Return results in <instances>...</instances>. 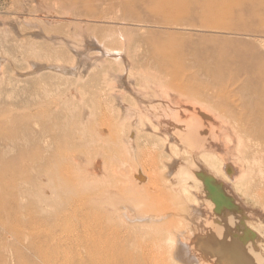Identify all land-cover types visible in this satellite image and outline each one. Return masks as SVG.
Instances as JSON below:
<instances>
[{"label": "rangeland", "instance_id": "rangeland-1", "mask_svg": "<svg viewBox=\"0 0 264 264\" xmlns=\"http://www.w3.org/2000/svg\"><path fill=\"white\" fill-rule=\"evenodd\" d=\"M243 1L237 5L240 8L235 6L239 10L235 8L236 11L233 9L230 14L216 10L203 14L200 7L193 9L194 12L189 9L168 13L160 7L152 9L146 0H127L123 3L107 0H0V264H60L65 258L75 259L80 256V252L83 258H87L86 254L91 251V247L86 248L82 244L85 233L82 227L85 225L86 229H90L87 232L95 235L96 229L91 227L90 222L94 199L90 197L92 194L100 195L99 190H95V186L90 183L95 185L96 179L101 181L110 169H117V166L112 161L106 169L102 164L97 173L91 172V145H85L84 150L78 151L80 149L76 143L81 140L78 138L81 137L78 130L84 128L86 123L89 134L97 135L99 124L119 110L118 100L132 107L136 104L134 108L137 107L131 96L139 89L149 92V96L156 94L155 97L158 89L155 92L154 84L174 89L171 86V82L175 81L173 77L171 82L151 76L144 80L139 77V74L147 73V70H155L156 56L153 55L157 45L165 40L181 39L192 45L204 42L212 46L214 43L217 48L212 52L214 56L210 53L198 58L202 62L206 59L207 65L213 61L209 67L215 66L216 70L222 68V73L227 77L219 83L226 89L238 91V83H231L227 79L233 66H242L245 60L234 56L231 59L227 55L232 52L227 51L232 47L240 53L254 50L264 55L263 10L251 8L252 5H247L249 2L246 4V0ZM209 4L220 7L219 1L210 0ZM83 35L86 36V39L83 38L86 43L91 35L114 51L123 48L127 51L134 47L136 56L132 57L133 62L127 68L111 58L102 59L103 62L99 60L94 65L89 63L88 67L82 64L81 67L79 63L82 60L75 56V48L64 40L71 39L81 45ZM127 40L130 43H126ZM87 47L84 49L88 56L95 55L99 50V47H90L88 50ZM185 62L191 71L195 70L191 58ZM122 72L124 77L132 78L133 82L122 86L116 83L112 77ZM180 78L178 76L177 79ZM243 78L244 75L241 80ZM209 79L214 81L210 77L209 83ZM238 95L241 94H232L230 97L231 100L240 98L235 107L238 111H244V101L252 98H256V105L263 103V97L243 99ZM205 99L214 104L221 102L215 96H207ZM241 103L244 109H241ZM245 107L246 110L248 107L252 109L250 105ZM85 137L90 139L92 135L86 134ZM153 146L150 143L148 149L151 152L155 150ZM63 174L73 187L61 194L56 188L55 179L63 177ZM253 181L256 187L252 188ZM253 181L245 185L237 183L233 191L238 196L231 190L229 201L232 203L233 200L232 204L239 205L241 209H245L248 204L249 209H246L250 212L252 210L254 217L247 216V221L258 231L264 229V219L263 224L258 223L261 217L256 209L264 208V196L257 197L254 192L263 185L258 179ZM82 182L86 187L93 186V191L80 188ZM232 193L236 196H231ZM46 201H51L53 205L47 206ZM74 204L77 210H72ZM118 204H110L111 209ZM55 213L59 217L64 213L67 215L68 224L65 229H58L53 235H60L65 240L62 243L60 240H48L45 236L47 225L52 227L56 224ZM258 239L259 246L264 250V231ZM116 242L113 238L112 243ZM77 264L87 263L84 261Z\"/></svg>", "mask_w": 264, "mask_h": 264}, {"label": "bare ground", "instance_id": "bare-ground-1", "mask_svg": "<svg viewBox=\"0 0 264 264\" xmlns=\"http://www.w3.org/2000/svg\"><path fill=\"white\" fill-rule=\"evenodd\" d=\"M209 1L146 0L152 9L160 7L168 13H180L189 9L192 11L200 7L203 14L213 10L230 14L243 0H215L220 2V7L210 6ZM245 3L252 5L251 8H261L264 15V0H246ZM85 37L83 35L82 39ZM85 39L81 45L71 39L64 40L75 48V56L82 60L79 63L81 65H94L99 60L111 58L127 68L132 57L136 56L134 47L127 51L125 48L114 51L100 44L91 35L92 42L87 39L89 42L86 43ZM126 43L130 41L127 40ZM203 43L192 45L181 39L162 41L153 55L156 56L155 70H147V73L139 74V77L144 80L151 76L166 79L167 82L173 81V77L177 81L170 83L174 89L154 84L155 92L158 89L157 97L156 94L153 96L150 92L149 96V92L139 89L131 96L137 107L134 108L136 104L132 107L121 99L118 100L119 110L99 124L97 135L89 134L86 123L84 128L78 130L81 136H78L80 142L76 143L79 145L78 151L84 150L85 145H91V172L97 173L102 164L106 169L112 161L116 162L117 169H110L107 175L101 176V181L96 179L95 185L90 183L95 186V190H99L100 195L92 194L90 197L94 199L90 222L92 221L91 227L96 229L95 235H90L87 232L90 229H86L85 225L82 227L85 232L82 244L86 248L91 247V251L86 254L87 260L80 252L78 255L81 257L65 258L60 264L84 261L87 264H264V250L259 246L258 239L264 229L256 231L255 226L252 227L251 222L247 221V216L254 217L253 211L248 210V204L245 209H241L239 205L232 204V198V203L229 201L230 193L237 183L251 184L253 179H258L263 185L259 187L261 191L253 189L254 195L264 196V55H259L254 50H243L245 53H240L232 47L230 51L226 50L232 52L227 55L229 58L234 56L245 60L242 66H233V71L229 70L232 73L228 72L227 81L237 82L239 85L238 91L229 90L219 83L227 77L222 73V68L216 70L214 65L209 67L213 61L207 65L204 57V63L199 60L210 53L211 56L215 55L212 52L216 45ZM86 46L99 47V50L95 55L88 56L84 49ZM190 58L195 63L193 71L185 62ZM226 63L228 65V61ZM243 75L244 80H241ZM178 76H181L179 80ZM210 77L214 81L209 79V83ZM112 78L121 86L133 82L132 78L124 77L123 72ZM236 93H240L238 96L243 99L263 97V103L257 104L260 106L258 107L254 102L256 98L251 99L253 103L250 99H245L244 105H250L252 109L248 107L246 110L241 103V109H245L238 111L235 107L240 98H230ZM207 96L221 99L220 104L206 101ZM251 103L258 109L252 107ZM86 115L89 116V113ZM115 123L117 125L112 126ZM141 132L148 134L142 135ZM86 134L92 137L83 138ZM150 143L154 144V152L148 149ZM59 157L61 156L57 158ZM77 159L83 161L82 158ZM55 182L61 194L73 187L64 174L63 177L58 176ZM252 184L253 188L254 181ZM93 186L86 187L84 182L80 183V188L86 191L88 188L93 191ZM233 193L231 196L237 195ZM259 199L257 200L260 201ZM114 203L119 204L111 209L110 204ZM46 205L53 204L46 201ZM71 208L77 210L75 204ZM256 210H259L256 213L260 212L261 217V220L258 219L261 222L258 223L263 224L264 208ZM56 213V224L53 222L52 227L47 225L45 236L48 240H60L62 243L65 240L60 235H53L56 230L65 229L68 224L67 215L64 213L59 217ZM88 225L90 226L89 223ZM113 238L118 241L116 244L112 243Z\"/></svg>", "mask_w": 264, "mask_h": 264}]
</instances>
